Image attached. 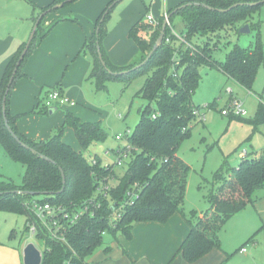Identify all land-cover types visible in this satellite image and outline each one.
Segmentation results:
<instances>
[{"label": "trees", "instance_id": "1", "mask_svg": "<svg viewBox=\"0 0 264 264\" xmlns=\"http://www.w3.org/2000/svg\"><path fill=\"white\" fill-rule=\"evenodd\" d=\"M27 1L36 11L34 12L37 17L42 12L44 15L40 18L25 57L17 67L4 101V114L11 131L15 132L20 141L33 147L35 152L25 149L16 141L8 132L2 115V97L25 41L5 66L0 79V146L11 160L25 167L19 185L8 178L0 179V210L24 214L26 224L32 218L27 205L35 198L40 202L76 205L90 198L96 186L101 180H105L107 175L117 179L116 184L109 190V198L102 199L101 208L96 215L84 216L70 228L69 245L49 239L41 231L37 234L38 238L45 240L41 264H64L66 261L68 264H87V259L93 255L95 249L103 246L104 234L109 233L115 237L120 233L131 239V231L136 222L165 223L174 212H179L189 223V230L177 249L185 263H193L212 249H220L218 231L232 215L252 203L257 190L264 188V148L259 152L247 151L236 165H226L225 159L214 171V189L208 195L210 207L199 213L190 211L187 216L183 213V201L190 166L177 155V149L182 140L190 135L192 124L199 122L193 109H202V106L195 104L191 95L199 82L200 67L213 66L225 79H233L240 86L252 89L264 59V43L259 32L260 18L254 21L252 16L259 12L264 0H188L166 9L165 14L157 19L159 21L156 25L140 17L128 30V36L134 40L139 52L138 59L130 64L118 66L111 62L103 43L107 20L117 0L107 3L96 20L95 31L86 37L80 50L91 59L87 79L97 90H103L107 88V81L121 80L129 84L134 77L146 75L137 95L146 99L147 103L139 109V120L133 132L126 137L129 145L127 156L130 161L121 176L111 171L110 167H105L97 155L88 161L83 154L90 143L105 140L107 131L102 128L100 122H83L65 109L63 124L46 139L32 140L19 132L16 121L20 115L11 116L9 110L8 101L12 85L21 75V67L35 43L61 19L55 20L49 27L46 26L37 40L35 37L42 25L41 20L48 12L57 9L60 2L66 0H53L39 8L32 0ZM71 1L73 0L64 2L62 6L69 5ZM168 14L170 16L163 31L161 44L147 61L135 67L149 54L159 37L163 19ZM175 17H179L183 23L179 32L173 24L172 19ZM245 24H248L250 31L256 32L254 42L248 46L233 44L223 60H216L213 50L217 48L220 39H225L229 30L237 32ZM97 42L105 65L111 72L101 65L96 50ZM57 87L61 89L58 85L49 88ZM211 106L212 104H209V107ZM36 109L39 111L33 109L32 112L46 113L49 110L41 105L40 101ZM251 122L256 128L259 124H264L262 102L258 104ZM66 125L74 130L82 147L81 151L73 149L63 141V129ZM112 151L119 152L118 147ZM60 169L63 171L64 181ZM135 184L138 190L137 198L131 205H126L120 217L110 218L111 204L118 203ZM110 202L112 203L109 204ZM25 229L28 230L27 224ZM253 238L252 236L248 241ZM115 239L117 240L116 237ZM109 248L110 246H105L103 250L108 252ZM229 257L230 255H225L218 264H225Z\"/></svg>", "mask_w": 264, "mask_h": 264}, {"label": "rangeland", "instance_id": "2", "mask_svg": "<svg viewBox=\"0 0 264 264\" xmlns=\"http://www.w3.org/2000/svg\"><path fill=\"white\" fill-rule=\"evenodd\" d=\"M19 2L26 7L29 5L26 0H19ZM165 7V0H119L116 2L107 20L106 37L114 49L119 50L120 47L129 48L128 46H130L128 51L130 58L127 63L121 65L130 64L133 60H137L139 56L134 40L128 36L129 28L125 27L126 20L134 17H136L135 20L140 17L143 18L148 10L152 13L160 12L159 17H161ZM252 17L254 21L260 18L259 32L264 43V4L260 7L259 12ZM172 20L175 30L179 32L183 28L181 19L175 17ZM40 24L42 25L35 37L37 40L46 28L43 19ZM239 29L237 32L229 30L224 37L225 39H220L217 48L213 50V57L216 60H223L233 44L248 46L254 42L255 31L249 29V32H239ZM84 55L85 57L89 56L88 54ZM62 69H64V72L65 68ZM145 76V74L136 76L129 84H125L121 80L107 81V88L103 90H97L86 77L80 87L84 92L82 97L85 101L84 111L91 112L88 118L100 122L102 128L107 131V136L103 142L90 143L83 154L88 161L97 155L102 164H112L115 174L119 176L127 168L130 160L128 156H124L119 165L110 149L113 150L126 145V136L133 132L135 124L139 120V109L147 103L146 99L137 95L144 84ZM227 88L231 89V93L227 91ZM42 93L43 91L39 93V96H42ZM231 95L241 102V109L244 112L240 116L233 115L235 114L233 111H229L227 115L222 114L221 110L227 108ZM191 96L195 104L198 103L202 106L201 110L205 112V119L192 124L190 135L182 140L177 149V155L190 166L186 177V191L183 201L185 216L190 211L199 213L210 207L208 195L214 189L212 185L214 171L225 159L227 161L226 165H236L240 161L239 153L242 150L259 152L264 148V124H259L256 128L251 122L255 117L258 104L262 102L264 106V59L257 71L251 90L240 86L233 79H225L223 74L213 66L200 67L199 82ZM209 104H212V106L209 107ZM62 108L64 107H58V109ZM120 114L122 117L119 118ZM117 135L120 136V139H116ZM106 150H109V152L105 153ZM24 170L25 167L21 163L11 160L4 148L0 146V179L8 178L19 185L22 182L21 177ZM262 200H264V188L257 190L252 203L247 204L244 209L235 213L236 216L254 215L256 213L254 203L262 202ZM142 224L149 223L140 221L134 224V226L138 225V228L135 229L136 240L131 244V252L133 254L135 252V256L144 253L152 258L156 256L163 259L164 250L172 241L170 235L167 236L166 234L168 229L163 228L162 224H157V226ZM232 226V223L228 224L218 231L221 249L216 248V250L222 252L223 259L225 255H231L226 264H248L250 260L244 259L240 253H233L240 243L237 239L238 233L233 231ZM25 228L24 214L0 210V264L5 260L11 264H23L21 250L24 243L33 241L35 246L42 251V243L35 240L32 235H27ZM115 237H112L109 233L104 234L103 246L101 245L95 251L97 253L110 243L112 251L115 253H112L110 258L112 262L117 263L121 258V254H123V247L118 248L119 243L123 245L128 241V238L120 233H117ZM244 246L249 249L248 254L250 257L255 256L253 253L256 249L257 264H264V239H262V242L259 241L257 248L256 245L249 242ZM216 250L211 254L215 253ZM101 254L97 253L96 256L101 258L103 257ZM210 256L209 258H211ZM176 262L177 257L171 263L176 264Z\"/></svg>", "mask_w": 264, "mask_h": 264}, {"label": "crops", "instance_id": "3", "mask_svg": "<svg viewBox=\"0 0 264 264\" xmlns=\"http://www.w3.org/2000/svg\"><path fill=\"white\" fill-rule=\"evenodd\" d=\"M52 1L53 0H32L37 8L46 6ZM109 1L110 0H73L69 5L57 7V9L48 12L44 16L43 23L47 27L55 22V20H61L56 22L48 33L40 38L27 54L28 56L21 67V75L17 77L12 85L13 87L11 88L8 101L11 116L20 115L16 121V125L19 132L25 137L32 140H43L53 135L56 129L62 125L65 120V109L78 116L83 122L97 121L90 120L88 116L91 112L84 111L85 101L82 99L84 92L80 87L83 85L82 82L84 78L88 76L91 69V59L89 56H83L84 53H80V50L86 37L90 36L95 31L96 20ZM182 1L188 0H165L166 7L163 10V14H165L166 9L174 7ZM28 4V7H26L23 6L19 0H0V79L3 75L5 66L12 59L18 47L25 43L26 37L34 25V18L37 17L34 8H32L29 2ZM147 13H151L156 19L160 18V12L152 13L148 10ZM135 18L136 17L132 19L128 18L125 27L130 29L132 24L138 20H135ZM143 18H145V16ZM128 47L130 48V46ZM104 48L114 65L118 66L122 63H127V60L130 58L128 52L129 48L120 47L119 50L114 49L113 46L109 44L106 35L104 39ZM62 68H65L64 72ZM54 85L61 87L62 92L70 100L75 101V105H66L64 108L53 110L51 113H49V111L46 113L32 112L33 109L37 110V97L39 93L46 91L48 87ZM79 104L80 106H78ZM63 131V141L73 149L75 148L81 151L82 147L79 145L74 130L66 125ZM254 207H256V213L254 215L246 214L244 216H236V214H234L224 224V226H227L232 223L233 231L238 233L237 239L240 244L233 253H240L243 255L244 259L250 260V264H257V259L255 258V256H257V250L254 249L255 253H253V255L255 256H252L253 259H251L252 257L248 254L249 249H246L244 245L249 242L256 245L255 247L257 248L259 241L262 242V239H264V200H262V202H255ZM144 222L149 224L142 225L157 226V224H162L163 228L168 229L166 234L167 236L170 235L172 241L170 245L165 248L163 259L156 256L152 258L144 253L135 256V252L134 254L131 252V244L136 240L135 229L138 228V225H141L138 224L134 226L132 230L131 239H128L123 245L118 241V248L120 246L123 247V254H121V258L117 263L112 262L110 258V255L114 252L112 251L110 243H108L106 245L110 246L108 252H105L102 248L97 252L100 254L102 253L101 255L103 257L100 258L96 256L97 253L94 251L93 255L87 259V264H172L175 257H177L176 264H218L223 258L222 252H217L216 249H214L216 252L211 254L214 251L212 249V251L193 263L184 262L177 249L189 230V223L179 212H174L165 223H160L158 221ZM252 236L254 237L253 240L248 241ZM26 244H22V250ZM242 248L246 250L242 251ZM209 256L211 258H209ZM1 264L11 263L5 260L1 262Z\"/></svg>", "mask_w": 264, "mask_h": 264}, {"label": "built area", "instance_id": "4", "mask_svg": "<svg viewBox=\"0 0 264 264\" xmlns=\"http://www.w3.org/2000/svg\"><path fill=\"white\" fill-rule=\"evenodd\" d=\"M145 20L155 25L158 24V20L154 18L151 13H147L145 15ZM227 91L231 93L230 88H227ZM230 98L231 99L228 101L227 108L221 110L222 114L227 115L229 111H233L235 114H242L244 110L241 109V102L232 95ZM38 100L40 101L41 105L47 108L56 107L58 109V107H64L66 105H75V101L70 100L58 87L48 88L43 92L42 96L37 97V101ZM193 111L196 119L199 121H203L205 119V112H203L201 109L196 108L193 109ZM120 117H122L121 114L119 115V118ZM116 139H120V136L117 135ZM128 149L129 145L127 142L126 145L122 146L121 148L118 147L119 152L117 153H114V151L110 149V152L113 153L115 160L119 165L121 164L122 157L128 155ZM108 152L109 150L105 151V153ZM245 154L246 150L244 149L239 153V156L243 157ZM93 162L95 161L93 160ZM104 166L110 167V170L114 172V167L112 164L106 163ZM116 182L117 179L114 176L107 175L105 180H101L96 186L94 193L90 198L81 201L76 205H65L62 203L54 204L49 201L40 202L39 199H33L30 204L27 205L29 214L32 215V218L26 222L28 226V230L26 231L27 235H32L35 240H38L42 243V251L44 249L45 240L37 237V234L40 231L44 233L45 237L48 236V238L51 240H55L60 243L63 242L69 245L68 232L70 228L76 225L77 221H79L82 217H92L96 215V213L101 208L102 199L109 198V190L111 189V186L116 184ZM137 196L138 190L137 185L135 184L131 189L126 191L123 198L118 201V203L111 204L112 202H110L109 204L112 206L110 218L116 216L117 218L120 217L121 212L126 207V205H131ZM242 249V251L246 250L244 248ZM42 251H40L41 255ZM64 264H68V262L66 261Z\"/></svg>", "mask_w": 264, "mask_h": 264}, {"label": "water", "instance_id": "5", "mask_svg": "<svg viewBox=\"0 0 264 264\" xmlns=\"http://www.w3.org/2000/svg\"><path fill=\"white\" fill-rule=\"evenodd\" d=\"M70 0H66V1H62L60 2L57 6H62L64 4V2H68ZM175 10H173L174 12ZM44 15V12L40 13L39 16L35 19L34 21V25L31 29V32L27 38V41L25 43V46L23 47V49L21 50V52L19 53V57L18 59L16 60L15 62V65L13 66L12 68V72H11V75L9 77V80L7 82V88L5 89V92H4V95L2 97V108H3V117H4V120H5V125H6V128L8 130V132L11 133V135L16 139V141L22 146L24 147L25 149H30L32 152H35V149L33 147H30L29 145H26L25 143H23L22 141H20V139L17 137V135L15 134V132L11 131L9 125L7 124V118L5 117V114H4V107H5V98H6V95L7 93L9 92V89H10V85H11V82L17 72V67L20 65L21 61L23 60V58L25 57V53L27 51V49L29 48L31 42H32V38L36 32V29L38 27V23L40 21V18ZM170 14L166 15L163 19V25H162V29H161V32L159 34V37L156 39L155 43L153 44L152 48L149 50V54L146 56V58L141 62V63H138L135 65V67L137 66H140L142 63H144L145 61H147L149 59V57L151 56V54L154 52V50L157 48V46H159L162 42V39H163V31L168 23V18H169ZM96 32H97V29H96ZM239 32H249V27H248V24H245L243 26L240 27L239 29ZM96 50H97V53H98V57H99V60L101 62V65L102 67H104L105 69H107L109 72H111L105 65V62H104V59H103V55L102 53L100 52V48H99V45H98V42H97V46H96ZM123 72H127V71H123ZM57 108L56 107H51L49 108V113H51L53 110H56ZM43 157V156H41ZM43 158H46L49 160V158L47 157H43ZM60 172H61V177L63 178V181H64V177H63V171L62 169H60ZM16 192L18 193H25L21 190H15ZM22 255H23V264H41V261H42V255H41V252L39 251V249L35 246V244L31 241L29 243H27L25 245V247L23 248L22 250Z\"/></svg>", "mask_w": 264, "mask_h": 264}]
</instances>
